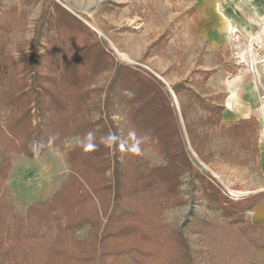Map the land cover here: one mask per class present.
Listing matches in <instances>:
<instances>
[{"label":"rangeland","instance_id":"rangeland-1","mask_svg":"<svg viewBox=\"0 0 264 264\" xmlns=\"http://www.w3.org/2000/svg\"><path fill=\"white\" fill-rule=\"evenodd\" d=\"M197 97L223 107L219 125H209ZM241 110L256 124L255 140L222 128ZM22 116L31 122L19 132L27 149L38 136L47 145L63 135L64 150L7 151L8 128ZM88 143L98 155L88 178L101 197L66 161ZM6 160L0 263L9 250L25 264H174L167 237L180 232L189 247L180 264H264V0H0V166ZM63 189L71 204L81 200L78 213L53 202ZM69 215V223L84 220L79 229L66 230ZM134 218L151 230L142 250L117 234ZM92 220L96 250L65 251L87 241Z\"/></svg>","mask_w":264,"mask_h":264},{"label":"trees","instance_id":"trees-1","mask_svg":"<svg viewBox=\"0 0 264 264\" xmlns=\"http://www.w3.org/2000/svg\"><path fill=\"white\" fill-rule=\"evenodd\" d=\"M156 83L158 86L162 87L163 84L156 80ZM129 88H132V86H130ZM173 92L176 95L177 98H180L181 92H183V87L178 84L176 86L173 87ZM164 98L167 101V107L168 110L172 112L173 116L175 115L173 112V110L170 108V104H171V96L168 92H164L163 93ZM197 99L200 101V104L204 107V109L210 113V116H212V118L214 119L213 122L209 121V125H219L220 119H221V113L223 111V107L219 106V105H212V103L208 100H204L203 98L197 97ZM60 101V100H59ZM62 102H60L61 104ZM182 117L184 119V113L181 111ZM209 116V119H211ZM173 122L174 124H176L177 120H175V118H173ZM255 122L252 119H241L236 123H232L229 124V126L227 127H222L224 128L223 130H228V131H235L238 133L239 137H244V138H248L251 140H255ZM20 126H31V122H30V118L28 117H20L15 119L14 121L11 122L9 128H8V134L11 137L10 141L8 142V144L6 145L7 151H17V152H22L24 153L27 157L29 158H35L36 155H40L42 154V152L46 148H50L53 147L55 145V143L58 145V150L59 151H63L65 148V140L66 137H64L63 135L61 136V138L59 139V143L52 141L49 142L47 145H45V140L42 139L41 136L36 137L37 141L35 143V145L31 148V150L27 149V136H22V134H20L19 132L20 130ZM250 130V133H249ZM21 135H19V134ZM5 135H8L6 133H4ZM113 136L112 138V145L113 147H111V159H112V165H113V170H112V178H113V190L116 197L118 198L120 196V193H122L123 191V187H124V180L122 178L120 169H119V161H118V153L120 151V149L118 148V136L116 135V133H111ZM18 139L22 140V144L20 145L21 148L18 147L17 142L19 141ZM190 144L193 148V150L195 152L198 151L197 145L194 141V139L191 137L190 139ZM45 145V146H44ZM251 146H255V142L252 144L250 141L247 145H245L246 149H249ZM96 145L92 144V143H88L85 146H80V147H73L72 149H70L69 151H67L66 154V161L69 163L70 165V175H75L77 174L81 180L87 184L91 190L94 192V195L100 196L101 192L96 190L94 188V184L92 183V179L93 178H88V170L89 167L92 163V161L95 162V159H97V154H96ZM109 149V146H107ZM130 150L125 152V156L124 157H129L128 154ZM188 157L189 155L184 152V156L182 158H184V160L182 159L181 162L186 163L189 165V161H188ZM90 161V163H89ZM97 163V162H95ZM9 162L8 160H6V163L4 166H0V178H5V176L7 175V171L9 168ZM197 176H200L201 179V184L203 187L206 186V188H209L213 191L214 195H220L219 192V185H215L214 183H209L207 181V179H205V177L203 175H199L197 174ZM211 179V178H210ZM218 188V189H217ZM80 190H84L83 188ZM85 191H83L84 193ZM86 193V192H85ZM68 196H70V194H68ZM66 195V190L63 189L61 192H58L54 195L53 197V202L54 203H58L61 202L63 203V206H67L72 212L73 215L74 213L77 211L78 213V209H80V203L81 200H78V202H76L75 204H71L69 201V197ZM101 197V196H100ZM62 206V207H63ZM251 208L253 207L250 206ZM249 207V208H250ZM63 209V208H62ZM32 210L34 211V207L29 208V211L32 212ZM36 212L37 208H36ZM63 212L67 215V210L63 209ZM67 221H66V230H68L69 228H80L81 227V223L83 224L84 220H81L80 222H74L71 221V223H69L70 221L68 219L71 218V216H67ZM89 221V220H88ZM69 223V224H68ZM86 223V222H85ZM92 225H91V230L89 232V236L87 241H80V242H74L73 244H70L69 246H65L64 250L65 251H69V252H86L88 254H90L91 252L95 251L97 248V244L99 242V231H100V224L96 221H91ZM144 223L141 224V222L139 221V219H132L129 223H125L124 225H120V229H118V237L119 240L124 243L125 245H127L128 248L130 249H137V250H142V239H144L148 233L151 232L150 229L146 228L144 225ZM108 231V230H106ZM105 232V231H103ZM172 236L167 237L168 242L170 243V247H171V255H170V263H174V264H180V263H185L187 261V259H189V247H188V243L187 240L183 237V234L178 232V233H172ZM105 237V233L103 235ZM0 250L3 251V247H0ZM13 250V249H12ZM13 255L12 259H10V256ZM2 262L0 264H25V263H18V261L15 258V255L13 254L12 251L9 250H5L4 255H2ZM11 261V262H10Z\"/></svg>","mask_w":264,"mask_h":264},{"label":"crops","instance_id":"crops-1","mask_svg":"<svg viewBox=\"0 0 264 264\" xmlns=\"http://www.w3.org/2000/svg\"><path fill=\"white\" fill-rule=\"evenodd\" d=\"M242 111L243 110H241V113L240 112H230V114H228L227 116H224V118L223 119H225V120H227V121H234V120H237V119H246L247 117L246 116H242L243 114H242ZM228 111H226V113H227ZM239 114V116H237ZM240 114H242V115H240ZM224 115V114H223ZM235 193V192H234ZM239 193V192H238Z\"/></svg>","mask_w":264,"mask_h":264},{"label":"bare ground","instance_id":"bare-ground-1","mask_svg":"<svg viewBox=\"0 0 264 264\" xmlns=\"http://www.w3.org/2000/svg\"><path fill=\"white\" fill-rule=\"evenodd\" d=\"M238 194V193H237Z\"/></svg>","mask_w":264,"mask_h":264}]
</instances>
